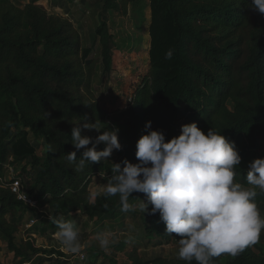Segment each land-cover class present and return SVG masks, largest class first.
<instances>
[{
	"label": "trees",
	"instance_id": "trees-1",
	"mask_svg": "<svg viewBox=\"0 0 264 264\" xmlns=\"http://www.w3.org/2000/svg\"><path fill=\"white\" fill-rule=\"evenodd\" d=\"M99 1L101 57L92 59V49L83 46L73 20L50 14L43 0L22 6L0 0V238L18 264H65L64 254L38 247L34 237L16 241L18 210L32 213L34 226L45 217L43 210L50 211L53 228L62 215L71 221L79 215L105 220L133 213L121 211L118 194L97 195L91 202L90 185L100 176L105 186L112 163L138 162L136 142L146 134L147 121L166 140L180 134L183 120L182 125L195 122L205 135L213 129L234 142L242 157L235 182L247 188L248 164L264 158V15L250 8L251 0H150L149 73L136 87L131 106L112 112L94 90L98 65L106 74L112 70V35L105 13L127 15L129 6L141 0ZM169 50L171 59L166 58ZM85 117L103 123L102 131L118 128L122 150L114 151L109 161L86 163L77 171L67 154L75 151L71 130ZM83 134L95 138L101 133ZM39 141L45 146L42 157L37 155ZM24 161L35 172L27 194L37 209L18 200L8 178V165L20 168ZM254 199L260 211L264 191ZM141 201L147 202L146 194L129 198L135 210ZM142 214L147 222L142 239L149 244L173 241L176 235L166 234L159 213ZM262 240L263 245H251L236 257H213L210 264H264V235ZM137 252L135 247L128 253L132 264H189L179 257L144 261Z\"/></svg>",
	"mask_w": 264,
	"mask_h": 264
},
{
	"label": "clouds",
	"instance_id": "clouds-1",
	"mask_svg": "<svg viewBox=\"0 0 264 264\" xmlns=\"http://www.w3.org/2000/svg\"><path fill=\"white\" fill-rule=\"evenodd\" d=\"M251 7L264 15V0H251ZM172 51L166 54L171 59ZM97 120L87 118L73 126L71 143L75 151L67 160L82 171L86 163L109 161L114 151H121L119 129L102 131ZM101 133L95 138L85 131ZM144 133L136 142L137 163L127 159L112 163V176L104 186L106 196L120 197L121 211H134L129 203L133 193H143L147 202L139 204L141 211L150 215L159 213L166 234L179 237V258L197 264H210L213 257L227 254L238 256L247 247L255 245L264 230V218L255 202V188L264 191V158L248 164L246 180L252 189L235 182V168L242 157L234 142L210 129L207 134L195 122L181 125L180 134L166 140L162 130H153L147 121ZM103 145V150L98 147ZM82 150V151H81ZM80 156L77 162V156ZM97 193L91 194L95 202ZM151 206L150 212L149 207ZM65 251L81 252L79 228L74 221H55ZM107 250L114 242L113 233L96 237ZM111 238V239H110Z\"/></svg>",
	"mask_w": 264,
	"mask_h": 264
},
{
	"label": "rangeland",
	"instance_id": "rangeland-1",
	"mask_svg": "<svg viewBox=\"0 0 264 264\" xmlns=\"http://www.w3.org/2000/svg\"><path fill=\"white\" fill-rule=\"evenodd\" d=\"M13 1L22 6L27 0ZM43 2L50 14L71 18L81 35L83 46L92 49L91 58L100 59L101 45L97 37V29L100 24V14L103 13L102 2L99 0H43ZM105 17L108 21L110 34L112 35V70L106 74L103 65L101 63L98 65L97 74L94 79V90L103 106L109 103L112 109L116 108L117 105L122 108H127L128 105L129 107L131 106L128 98L134 95L136 87L142 83L151 67L149 57L151 46L149 33L151 2L150 0H141L131 4L127 15L107 11ZM134 85L135 87H133ZM103 97L106 100L102 99ZM131 110L132 107L126 113H130ZM180 117H183V114ZM183 122V120L179 121L178 125H182ZM37 153L39 156L43 154L40 145L37 146ZM23 169L24 166L18 168L20 171ZM24 174L25 181L29 185L35 172L33 170H26ZM252 188L253 186L249 187V189ZM90 191L91 194L96 192L98 195H105L104 184L98 176L94 177L90 185ZM255 191L258 192L261 190L257 187ZM262 205L260 215L264 218V202ZM22 213H24L22 210L17 211V221L21 227L16 236L18 243L23 241V238L27 237V235L31 236L24 232V221L19 218V215ZM142 213L137 208L133 213H128V215L123 217H116L117 219L109 218L95 223H91L85 217L82 218L81 216L77 222L78 224L75 223L79 228L78 239L82 246L79 254H72L65 251L59 238L56 236L59 229L54 230L53 233L50 231L47 232L51 228L48 227L50 221L48 226L41 227L40 231L37 232L38 234L36 233V245L64 254L65 264H132L128 253L133 252L134 247L137 248V253L144 261H150L157 257H179L180 238L177 236L170 244L165 242L149 244L144 239H141L139 235H134L131 238L130 232H135L139 226L135 218L141 216ZM30 215V218H34L32 213ZM124 228H127V231ZM51 229L53 230L54 228ZM100 233L114 234V242L110 243L107 250L100 246L99 240L96 238ZM263 235L264 230L261 231L258 243L253 245L254 248L256 245H263ZM81 254L86 255L85 260L79 259ZM0 256L3 258L5 264H18L17 259H8L9 253L1 247Z\"/></svg>",
	"mask_w": 264,
	"mask_h": 264
},
{
	"label": "crops",
	"instance_id": "crops-1",
	"mask_svg": "<svg viewBox=\"0 0 264 264\" xmlns=\"http://www.w3.org/2000/svg\"><path fill=\"white\" fill-rule=\"evenodd\" d=\"M29 1L27 0L26 2H24L25 4L26 3H28ZM133 87H135V85L133 86ZM102 99H105V97H103ZM106 100V99H105ZM105 106V108L108 110V111H110V112H112V111H117V110H123V108L122 107H119V105H117L116 106V108H114V109H112V108H110V104L109 103H106V105H104ZM39 143V145L42 147V151H43V154L42 155H38V153H37V155L39 156V157H42V156H44V154H45V146H44V142L43 141H39L38 142ZM22 165L23 166H26V170H28V167L30 166V165H27V162L26 161H24V162H22ZM98 178H100V179H102L100 176H98ZM43 212L45 213V217H42V221L39 223V224H37V225H35L34 226V224L31 226L30 224H31V221H34L35 219L34 218H30V213L29 212H25V213H22V214H20L19 215V217H22V219H23V221H24V232L25 233H28V234H30L31 235V237H34L35 239L37 238L36 236H37V232H39L40 231V228L41 227H46V226H48V223H49V221L52 223V213L50 212V211H47V210H43ZM125 215H128V213H122L120 216H118V217H123V216H125ZM81 216H82V218L83 217H85V219H87L88 221H90L91 223H95V222H101L102 220L101 219H94V220H89L88 219V217L86 216V215H79V216H76V217H74V222L76 223V224H78L77 222H78V220H79V218H81ZM117 217V218H118ZM116 218V219H117ZM58 220H64V221H69L68 220V217L67 216H60L59 218H58ZM135 220H136V222H138V224H139V226H138V229H136V231L135 232H130V236H131V238H132V236H134V235H139V237L142 239L143 238V231H144V225L147 223L145 220H144V217H143V214L141 215V216H138V218H135ZM48 227H51L50 226V223H49V226ZM51 228H53V227H51ZM51 228H49L48 230H47V232H54V230H58V228H54L53 230L51 229ZM124 230L125 231H127V228H124ZM123 230V232H125ZM59 231V230H58ZM37 233V234H36ZM27 237H30L29 235H27ZM27 237H25V238H23V241L24 240H26L27 239ZM136 237V236H135ZM146 242H147V240H145ZM158 242H160V240H157V243ZM0 247L1 248H3L4 250L6 249V252H8L9 253V257H8V259H11V260H15L16 258H15V254L13 253V252H9L8 251V245H7V243H6V241H4L3 239H1V241H0ZM134 247V246H133ZM42 248H46V247H42ZM135 248V247H134ZM47 249V248H46ZM141 250V249H140ZM0 259H1V261L4 263V261H3V258L0 256ZM5 264V263H4Z\"/></svg>",
	"mask_w": 264,
	"mask_h": 264
},
{
	"label": "built area",
	"instance_id": "built-area-1",
	"mask_svg": "<svg viewBox=\"0 0 264 264\" xmlns=\"http://www.w3.org/2000/svg\"><path fill=\"white\" fill-rule=\"evenodd\" d=\"M118 78H119V76H118ZM112 80H114V79L112 78ZM128 99H129L128 102H130L132 104L133 96H130ZM128 107H129V105H128ZM124 109H126V108H124ZM28 171H32L31 165L28 167ZM7 174H8V178H10V180L12 181V183H11L12 192L14 194H16L18 200L24 202V204L30 208L37 209L38 208L37 202L33 198H30L27 194V187L29 185H27V183L25 181V178H24L25 174L22 171L18 170V168H16L14 165H8ZM35 222H36V220L31 221L30 225L32 226L33 224H35ZM79 259L85 260L86 255L81 254L79 256Z\"/></svg>",
	"mask_w": 264,
	"mask_h": 264
}]
</instances>
